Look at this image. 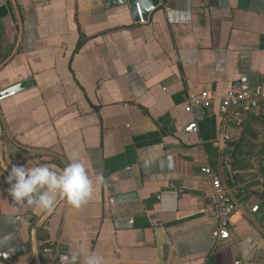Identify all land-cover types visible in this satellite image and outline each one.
<instances>
[{
    "label": "crops",
    "instance_id": "1",
    "mask_svg": "<svg viewBox=\"0 0 264 264\" xmlns=\"http://www.w3.org/2000/svg\"><path fill=\"white\" fill-rule=\"evenodd\" d=\"M120 1L0 0V95L15 93L0 102L3 264L81 244L105 264H264V117L238 128L220 111L233 84L264 82V0L107 8ZM204 91L218 99L186 113ZM72 156L104 177L89 203L14 204L12 166L63 169ZM208 166L233 179L238 203L219 242Z\"/></svg>",
    "mask_w": 264,
    "mask_h": 264
},
{
    "label": "clouds",
    "instance_id": "2",
    "mask_svg": "<svg viewBox=\"0 0 264 264\" xmlns=\"http://www.w3.org/2000/svg\"><path fill=\"white\" fill-rule=\"evenodd\" d=\"M7 181L9 194L18 208L27 206L51 213L60 199L75 208L89 203L95 195V184L103 183L104 177L97 174L93 181L83 161L72 156L63 169L48 164L32 167L14 165ZM9 239H0V245ZM61 264H105V261L103 256L81 244L74 253L62 256Z\"/></svg>",
    "mask_w": 264,
    "mask_h": 264
},
{
    "label": "built area",
    "instance_id": "3",
    "mask_svg": "<svg viewBox=\"0 0 264 264\" xmlns=\"http://www.w3.org/2000/svg\"><path fill=\"white\" fill-rule=\"evenodd\" d=\"M141 23L145 24L146 21L142 18ZM14 94L13 92L0 95V102ZM217 99L218 97L209 91L199 94L190 93L186 99L185 111L186 113H193L196 108H209ZM220 111L225 121L233 123L238 128L243 127L249 116L264 117V82L257 86H251L247 83L233 84L228 93L220 98ZM198 131L199 126L196 122L184 129L186 135ZM202 172L210 179L212 192L209 195V206L218 220V227L213 232V237L217 242L227 240L230 238L233 227L232 218L238 203L233 190L228 187L218 173L209 166L203 168ZM257 210L258 207H255L253 212H257ZM44 256L48 261L46 264H54L56 262L61 263V257L65 255L59 253L53 246L46 245ZM2 259L3 254L0 253V262Z\"/></svg>",
    "mask_w": 264,
    "mask_h": 264
},
{
    "label": "water",
    "instance_id": "4",
    "mask_svg": "<svg viewBox=\"0 0 264 264\" xmlns=\"http://www.w3.org/2000/svg\"><path fill=\"white\" fill-rule=\"evenodd\" d=\"M158 1V0H156ZM127 1L123 0V1H120V2H112V3H108L107 5V8H111V7H115L117 6L118 4H126ZM11 93V92H10ZM6 94H9V93H6ZM57 169H59L58 167H56ZM0 264H3V262L1 261Z\"/></svg>",
    "mask_w": 264,
    "mask_h": 264
},
{
    "label": "trees",
    "instance_id": "5",
    "mask_svg": "<svg viewBox=\"0 0 264 264\" xmlns=\"http://www.w3.org/2000/svg\"><path fill=\"white\" fill-rule=\"evenodd\" d=\"M82 43H83L82 41L79 42L78 49H80V47L82 46ZM244 124H246V123H244ZM227 184L231 188L234 187L233 179L232 178H229L228 181H227ZM41 250L42 251L44 250V246L41 248Z\"/></svg>",
    "mask_w": 264,
    "mask_h": 264
}]
</instances>
